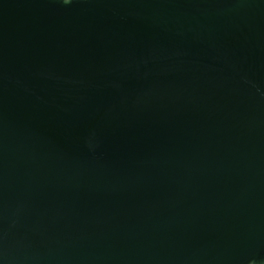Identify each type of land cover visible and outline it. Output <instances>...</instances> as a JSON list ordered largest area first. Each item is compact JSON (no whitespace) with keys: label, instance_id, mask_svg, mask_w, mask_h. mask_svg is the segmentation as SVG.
<instances>
[{"label":"water","instance_id":"water-1","mask_svg":"<svg viewBox=\"0 0 264 264\" xmlns=\"http://www.w3.org/2000/svg\"><path fill=\"white\" fill-rule=\"evenodd\" d=\"M0 264H264V0H0Z\"/></svg>","mask_w":264,"mask_h":264}]
</instances>
